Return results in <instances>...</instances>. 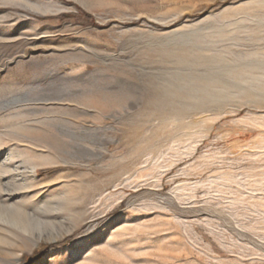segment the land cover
<instances>
[{"label": "rangeland", "instance_id": "rangeland-1", "mask_svg": "<svg viewBox=\"0 0 264 264\" xmlns=\"http://www.w3.org/2000/svg\"><path fill=\"white\" fill-rule=\"evenodd\" d=\"M0 264H264V0H0Z\"/></svg>", "mask_w": 264, "mask_h": 264}]
</instances>
